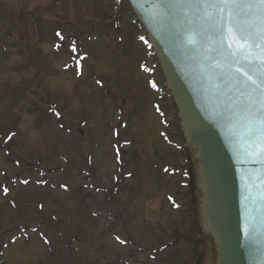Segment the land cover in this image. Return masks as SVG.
<instances>
[{
    "label": "rangeland",
    "instance_id": "374dc122",
    "mask_svg": "<svg viewBox=\"0 0 264 264\" xmlns=\"http://www.w3.org/2000/svg\"><path fill=\"white\" fill-rule=\"evenodd\" d=\"M134 19L126 0H0V264H214Z\"/></svg>",
    "mask_w": 264,
    "mask_h": 264
},
{
    "label": "water",
    "instance_id": "95a60500",
    "mask_svg": "<svg viewBox=\"0 0 264 264\" xmlns=\"http://www.w3.org/2000/svg\"><path fill=\"white\" fill-rule=\"evenodd\" d=\"M127 1L150 35L194 148L215 264H264V163L250 154L248 133L207 71L204 51L189 43L201 39L199 13L180 0Z\"/></svg>",
    "mask_w": 264,
    "mask_h": 264
},
{
    "label": "snow or ice",
    "instance_id": "6c2138e0",
    "mask_svg": "<svg viewBox=\"0 0 264 264\" xmlns=\"http://www.w3.org/2000/svg\"><path fill=\"white\" fill-rule=\"evenodd\" d=\"M180 3L199 13L201 39L189 36V43L204 51L207 71L219 81L216 87L225 91L248 133L250 148L254 149L250 154L264 163V0H180ZM76 63L79 69V61ZM13 135L7 139L11 140Z\"/></svg>",
    "mask_w": 264,
    "mask_h": 264
}]
</instances>
